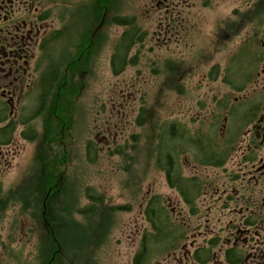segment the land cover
Returning <instances> with one entry per match:
<instances>
[{
	"label": "flooded vegetation",
	"instance_id": "1",
	"mask_svg": "<svg viewBox=\"0 0 264 264\" xmlns=\"http://www.w3.org/2000/svg\"><path fill=\"white\" fill-rule=\"evenodd\" d=\"M125 1L0 0V215L13 202L12 186L3 179L27 147L33 146V163L61 161L52 155L51 131L65 153L71 146L75 82L78 76L93 79L95 56L109 48V73L118 78L147 47L158 57L168 54L159 59L168 63L173 101L169 116L156 127L151 155L166 187L130 188L132 202L111 211L104 203L95 205L104 208L105 218L115 210L133 211L122 229L123 264H264V0H224L231 10L216 13L207 32L205 19L197 17L201 7L192 0H130L139 8L144 1V10L110 16L113 25L125 29L107 42L102 29L108 15ZM141 16L149 20L147 27L140 25ZM193 49L196 57L189 54ZM207 50L222 55L207 62ZM111 91L105 96L117 104H110L103 123L92 121L95 142L107 151L123 136L128 99L135 93L124 79ZM86 153L93 160L92 142ZM30 175L36 178L35 193H41V173L25 174ZM16 205L23 225L13 237L6 233L1 254L10 240L23 242L30 226L45 222L43 214L37 218L30 212L37 203Z\"/></svg>",
	"mask_w": 264,
	"mask_h": 264
},
{
	"label": "rangeland",
	"instance_id": "2",
	"mask_svg": "<svg viewBox=\"0 0 264 264\" xmlns=\"http://www.w3.org/2000/svg\"><path fill=\"white\" fill-rule=\"evenodd\" d=\"M192 1L201 7L200 14L197 17L205 19L204 32L209 30V25H213L216 13L230 11L233 6L230 2L224 0ZM143 2L139 8L138 2L126 0L122 4L123 8L117 10L118 13L110 11L108 21L102 29L105 41L111 42L114 35H118L125 29L113 25L109 17L115 14L130 16L134 8L144 10L142 7ZM136 20L138 21L137 18ZM148 24L149 20L147 18L143 20L141 16L140 25L147 27ZM109 52L110 49L105 48L100 51L98 57L95 56L93 60L94 76L91 81H82L79 76L77 77L75 82L77 86L74 87L78 91V98H76L77 121L75 130L72 131V144L71 146L67 145V152L65 153L64 148L59 146L63 145L62 142L59 139H54L52 131L47 134V139L53 138L55 141L53 142L55 152L52 155L59 156L61 161L51 162V160L46 159L44 161L35 160L36 162L32 163L30 152L33 146H30L21 154L19 160L14 162V167L7 174L8 177L3 179L5 186H12L13 202L6 212L0 215V252L3 250L1 245L5 244L6 233L8 236L12 235L13 237L15 233L18 234L21 225H23L24 214L21 207L16 203L20 205L26 201L40 203V199L42 202H46L51 194L50 191L44 193V187L41 193L37 191L35 193L36 178L32 175L25 176L28 171L41 173L43 186L44 178L53 179V185L56 188L55 195L50 200V207L56 211L55 220L58 221L64 218L66 224H70L72 228L69 237L73 241L72 248L74 250L64 253V256H67L70 262L59 259L58 263L60 264H123V260H126V256H124L126 255V242L124 241L122 229L124 222L132 217L133 211L115 210L110 218H105L107 213L104 214V208L107 211L111 208V211L114 207L132 202L131 197L133 195L131 194L133 192H130V188L141 187L142 192H144L149 187H166L164 177L161 172L155 169L151 155L156 127L159 128L162 119L169 116V109L173 101L172 96L169 94L172 85L165 73V70L168 69V63L166 59L164 61L159 59H164L168 54L163 52L158 57L155 52L150 53L145 47L142 56L135 60L134 65L129 64L124 74L118 77L120 80L124 79V82L135 93L128 99L127 125L123 136L118 139L114 148L107 151L95 142L92 121L97 120L93 122L94 125L103 123L106 119L105 115L110 109V104L112 102L117 104L115 99L111 100L105 96V93L109 92L111 94V90L117 89L120 82L118 78L112 77L109 73L107 63ZM187 52L186 49L184 53ZM192 53L194 57L198 54H195L194 49L189 50V54ZM211 55L212 52L207 50L204 57L205 61L212 59V57L214 60L220 59L222 51H217L216 55ZM207 62H204L202 68L204 71L208 69ZM157 69L158 74H156ZM193 78V80L198 81L196 74ZM192 86L196 87V82ZM82 88L86 90L81 92ZM61 98L63 97L61 96ZM194 101L196 99L190 100V102ZM115 106L118 108V105ZM137 120H142L141 125L136 124ZM46 123H48V127L53 126L51 119L45 121ZM36 128V133L40 136L43 128L42 121L36 123ZM63 134H66V132ZM67 141L70 142L66 140V143H68ZM88 142L93 143L96 151L92 161L89 160L86 153ZM70 148L72 149L71 153H69ZM43 149L45 152L47 151L45 144ZM38 153L40 154V152ZM47 165L49 166L45 169L44 167ZM28 182L29 184H27ZM87 187H91L96 193L102 194L104 208L99 207L100 211L96 213L81 214L79 210L88 204L85 196ZM35 210L31 209V214L35 213ZM45 213L44 203V208L41 211L44 219L46 218ZM45 224L46 219L42 225L43 227H38L37 222L34 229L30 226V236L19 244L16 238L10 240L5 249V251L7 250L6 254L0 253V264H38L37 256H39L41 239L45 233ZM12 226L14 232H11ZM50 232L51 236L56 239L54 230H50ZM89 232L90 234H88ZM55 242L59 250L60 245L57 241ZM70 247L69 245L68 248L70 249ZM59 255H61V252Z\"/></svg>",
	"mask_w": 264,
	"mask_h": 264
},
{
	"label": "trees",
	"instance_id": "3",
	"mask_svg": "<svg viewBox=\"0 0 264 264\" xmlns=\"http://www.w3.org/2000/svg\"><path fill=\"white\" fill-rule=\"evenodd\" d=\"M95 154H96V151L94 149V155ZM89 160L92 161V158H89ZM48 166L49 165L45 166L44 168L46 169L48 168ZM39 180H41L40 190H42V188L44 187V193H47L48 191H50L51 194L49 195L48 200L46 202L44 201L45 208H46V213H45L46 218L45 219H46L47 226L46 224L44 226L45 233L41 239L42 243H41L39 256H37V259L39 260L38 264H60L58 263L59 259L62 261L68 260L70 262L69 258L67 256H64L65 255L64 253L70 250H74V248H72L73 241H71V238L69 237L70 232H71L70 230L72 228L70 224L69 225L66 224L64 218H62V220L59 219L58 221L55 220L56 211H54V209L50 207V204H51L50 200L54 197L55 188H56L55 185H53V179L51 180L50 178H44L43 179L44 186L42 185V177H40ZM85 196L88 201V204L87 206L79 210V213L92 214V213H96L97 211H100V208H98L99 206L95 207V205L103 203L102 194L96 193L95 191H93V188L91 187H87L85 191ZM62 197L64 196L62 195ZM39 201L40 203L37 201L38 202L37 204L39 205V207L36 209L37 211L35 210V213L37 214V218H42L41 211L44 207L42 206L41 199ZM50 230H54V235L56 239L51 236ZM88 234H90V232ZM55 241H57L60 245L59 250L57 249L58 246ZM69 245L71 246L70 249L68 248ZM59 251L61 252V255H59L60 254Z\"/></svg>",
	"mask_w": 264,
	"mask_h": 264
}]
</instances>
